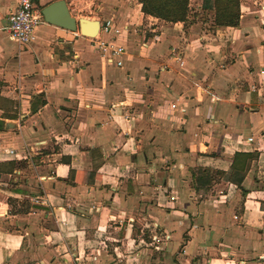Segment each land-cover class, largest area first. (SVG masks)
<instances>
[{
  "label": "crops",
  "instance_id": "crops-1",
  "mask_svg": "<svg viewBox=\"0 0 264 264\" xmlns=\"http://www.w3.org/2000/svg\"><path fill=\"white\" fill-rule=\"evenodd\" d=\"M66 1L121 28L105 37L127 54L108 65L47 22L20 45L5 29L19 0H0V162L27 165L0 179V264H264V0H239L238 26L206 0L179 22L140 0ZM238 153L241 187L196 185Z\"/></svg>",
  "mask_w": 264,
  "mask_h": 264
},
{
  "label": "trees",
  "instance_id": "trees-1",
  "mask_svg": "<svg viewBox=\"0 0 264 264\" xmlns=\"http://www.w3.org/2000/svg\"><path fill=\"white\" fill-rule=\"evenodd\" d=\"M142 10L153 16L165 19L169 22L186 21L189 13L190 0H141ZM206 6H214L216 9V21L220 26H238L240 21V1L239 0H206ZM242 156L241 161L238 157ZM252 154H236L232 171L225 173L208 168H197L193 171L196 185L211 184L212 180L218 176L225 177L232 183L241 187L248 170L249 160ZM24 161L0 162L1 174L14 173L19 165ZM26 163V162H24Z\"/></svg>",
  "mask_w": 264,
  "mask_h": 264
},
{
  "label": "built area",
  "instance_id": "built-area-1",
  "mask_svg": "<svg viewBox=\"0 0 264 264\" xmlns=\"http://www.w3.org/2000/svg\"><path fill=\"white\" fill-rule=\"evenodd\" d=\"M44 22V16L33 0H19L17 8L9 16V23L5 29L11 40L27 46L35 39L36 27ZM126 29L128 28L126 27ZM120 33H122V29L108 20L102 22L99 36L85 37L88 38L91 45L94 46L108 65L122 67L124 65V56L127 54L126 48L117 43L114 37H105V34L118 35ZM180 62L181 64L184 63L183 60H180ZM249 140L252 141L253 138H249ZM6 151L12 155L17 154L14 149H7ZM260 259L263 260L264 256Z\"/></svg>",
  "mask_w": 264,
  "mask_h": 264
},
{
  "label": "water",
  "instance_id": "water-1",
  "mask_svg": "<svg viewBox=\"0 0 264 264\" xmlns=\"http://www.w3.org/2000/svg\"><path fill=\"white\" fill-rule=\"evenodd\" d=\"M45 22L65 28L70 31L80 30L83 36L96 37L100 35L102 21L97 18L82 16L76 18L72 15L66 0H55L44 6L41 10ZM13 122L0 118V130L11 129Z\"/></svg>",
  "mask_w": 264,
  "mask_h": 264
},
{
  "label": "rangeland",
  "instance_id": "rangeland-1",
  "mask_svg": "<svg viewBox=\"0 0 264 264\" xmlns=\"http://www.w3.org/2000/svg\"><path fill=\"white\" fill-rule=\"evenodd\" d=\"M190 2H192L193 3V5H190L189 6V13H188V17L190 16V14L192 13L191 12V7H192V9H194L195 8V6L196 5H198V2L199 3H202V0H193V1H190ZM140 3H141V0H140ZM141 5H142V3H141ZM97 7V6H96ZM141 12H142V14L144 15V16H153V15H150V14H148V13H145L143 10H142V7H141ZM198 12V11H197ZM94 15H95V13H93ZM199 15V16H198ZM215 16H216V14H214V18H215ZM86 17V16H85ZM97 17V16H96ZM153 17H156V18H159V17H157V16H153ZM188 17H187V19H186V21L188 20ZM196 17H198L199 19H203L204 17H206V15H205V13H201V12H198V14L196 15ZM160 20H164V21H166V22H169V21H167V20H165V19H162V18H159ZM190 19V18H189ZM208 19H209V17H208ZM143 20V22H147V23H150V22H152V21H150V19H142ZM193 20V19H192ZM146 23V24H147ZM158 31L159 30H157V31H155L153 34L154 35H156V34H158ZM19 161H21V159H18ZM17 160V161H18ZM14 161H16V160H14ZM22 161H24L25 162V160H22ZM10 162V161H9ZM23 162V165H19V167L18 168H26L27 167V165H26V163H24ZM5 163V162H4ZM17 168V169H18ZM30 170V169H29ZM31 171V170H30ZM3 177V174H1V178ZM0 178V179H1Z\"/></svg>",
  "mask_w": 264,
  "mask_h": 264
}]
</instances>
